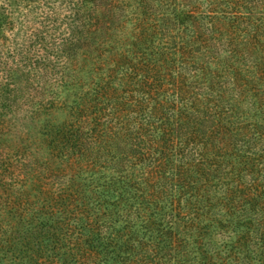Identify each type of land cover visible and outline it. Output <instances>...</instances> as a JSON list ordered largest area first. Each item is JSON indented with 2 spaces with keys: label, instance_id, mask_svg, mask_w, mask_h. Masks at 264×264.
Wrapping results in <instances>:
<instances>
[{
  "label": "trees",
  "instance_id": "obj_1",
  "mask_svg": "<svg viewBox=\"0 0 264 264\" xmlns=\"http://www.w3.org/2000/svg\"><path fill=\"white\" fill-rule=\"evenodd\" d=\"M207 1L0 0V264L118 262L115 202L147 203L148 261L218 264L217 220L245 233L233 264H264V0ZM177 194L183 215L145 223Z\"/></svg>",
  "mask_w": 264,
  "mask_h": 264
},
{
  "label": "rangeland",
  "instance_id": "obj_2",
  "mask_svg": "<svg viewBox=\"0 0 264 264\" xmlns=\"http://www.w3.org/2000/svg\"><path fill=\"white\" fill-rule=\"evenodd\" d=\"M180 2H185V4H181L180 8L183 9H197L198 10H209V6H208V1L207 0H189V2L187 1H182L180 0ZM259 4V3H258ZM257 10H261L260 7H257ZM130 31V30H129ZM131 33V32H130ZM134 33H131V36ZM178 62H181L182 64V68L181 66H177V81L179 80V78H181V76H183L184 74L187 75H194L195 76V71H192L188 68L189 63H187L184 58H181L177 56V64ZM176 73V71L174 72V74ZM193 77V76H192ZM245 81V78L241 77L238 80L235 79H230L225 85H222V89L224 90V92L226 93H231V96H233L234 98H236V96L238 95L240 89L242 88V84ZM230 84V85H228ZM154 176L156 178L157 174L154 173ZM149 190H154V186L150 187ZM181 200V201H179ZM184 199L182 197H180L177 194V202H158L157 207L155 208L154 202H149L148 204L150 205L149 207V217L146 219L145 223H150L151 221H155L156 223L159 224V226L161 227H165L166 226V220H169L171 217H173L176 213H177V217L181 216L184 214L185 209L187 210L191 205L190 202H183ZM141 202H115V204L118 206V214L117 217L119 219V224L115 223L114 227H113V235L115 237H118V242L119 243H124V240L126 237V235L124 236L125 230L122 229V225L124 223H129L132 227V231L128 234V242L130 246H134L135 249H133L132 252H130L128 254V252H124V247L121 249V258L120 260L117 261H111V264H172L173 262H175V260H172L173 257H179L180 254L179 251H177V249L174 247V243L171 244V249H170V255L165 256L163 261H160L159 258H157L156 256H150L152 258V261H148V259H145V255L143 253H138L136 250V247L138 246V241H134L132 238H130L131 234L136 230L137 225L134 224V222H136L137 220V211H141V209L143 208L144 205H146V202H142V204H140ZM130 204H133V206H130ZM152 204V205H151ZM124 208V210L122 209ZM185 208V209H184ZM192 210H190L191 212ZM150 214L152 216H150ZM192 218L194 216V214L190 215ZM214 224H215V228H213L214 224H212V226L208 229L207 232L211 233V236L209 237V239L206 242V245L204 246V248H202L203 253V257L201 258L203 261L206 260V262H209L211 260V262H219L221 264V262L223 264H233V262L230 261V258L233 257V252L231 251V247L233 244H237V243H241L244 242L243 236L245 235V233H238V234H234L232 231H230L229 229H226L225 227H222V224H225L224 221H222V223L217 221V220H213ZM194 228L199 229L198 227H196L194 225V223L192 222ZM216 230V234L214 235L213 231ZM127 233V232H126ZM198 234V230H194L192 231V235L196 236ZM122 237H121V236ZM205 236V235H203ZM166 239V238H165ZM155 243L153 242V245ZM235 246V245H233ZM254 248H256L257 246H253ZM166 244L164 242V248L162 249L161 252H163V250H166ZM217 251V253H216ZM145 252V251H144ZM153 252V253H152ZM156 251H153L152 247H149L147 250V253L149 254H154ZM183 253V252H182ZM163 254V253H162ZM159 254L158 255H162ZM214 254V256L211 258V256ZM256 254H262L259 255L261 257H263L264 255V245L262 246H258L257 247V253ZM121 259H124V261L122 262ZM201 259H199L198 261H200ZM262 262V260H253L251 261V264H260ZM218 263V264H219Z\"/></svg>",
  "mask_w": 264,
  "mask_h": 264
}]
</instances>
